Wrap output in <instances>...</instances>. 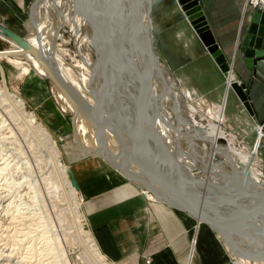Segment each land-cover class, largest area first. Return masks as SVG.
<instances>
[{
  "label": "bare ground",
  "instance_id": "obj_1",
  "mask_svg": "<svg viewBox=\"0 0 264 264\" xmlns=\"http://www.w3.org/2000/svg\"><path fill=\"white\" fill-rule=\"evenodd\" d=\"M150 5L151 0H37L32 18L36 26L30 36L18 41L0 25V35L13 43L9 51L0 52L1 105L49 155L57 179L54 190L64 197L75 239L91 264L107 263L83 228L76 200L79 187L63 167L51 133L8 87L3 58L24 57L42 77L50 74L56 78L52 82L63 107L74 114L76 139L85 151L108 157L114 164L107 162L128 177L138 169L147 183L193 215L198 208L179 199L192 200L199 211L225 219V231L206 223L226 235L231 247L240 246L250 255L247 257L264 264V175L252 168L260 139L251 157H244L222 136L208 135V129L187 114L183 89L163 67L153 46ZM66 23L82 57L76 72L65 65L64 56L57 54V45L54 47ZM84 26L87 34L83 35ZM86 42L97 49L96 61L90 59V47L86 53ZM104 118L115 127L103 128L108 126L100 120ZM119 141L126 143L125 151ZM218 156L223 159L218 160ZM146 157L151 162L146 163ZM198 172L201 174L196 176ZM243 178L245 183L241 184Z\"/></svg>",
  "mask_w": 264,
  "mask_h": 264
},
{
  "label": "crops",
  "instance_id": "obj_2",
  "mask_svg": "<svg viewBox=\"0 0 264 264\" xmlns=\"http://www.w3.org/2000/svg\"><path fill=\"white\" fill-rule=\"evenodd\" d=\"M27 2L0 0V22L12 29L23 25ZM199 4L210 35L231 66L230 76L223 72L178 0H151L156 48L164 66L185 89L221 110L217 123H224L249 142L254 140V145L260 139L259 166L264 159V56L248 61L241 49L259 7L247 0H199ZM231 81L245 84L249 108ZM183 92L185 97L189 94ZM73 168L84 196L88 228L108 259L119 264H229L228 259L213 263L216 261L202 257L212 256L209 245L221 243L206 222L193 217L194 222L150 199L106 160L85 155L73 162ZM259 168L264 175V169ZM195 225L198 241L194 248ZM218 249L221 256L226 254L224 248Z\"/></svg>",
  "mask_w": 264,
  "mask_h": 264
},
{
  "label": "rangeland",
  "instance_id": "obj_3",
  "mask_svg": "<svg viewBox=\"0 0 264 264\" xmlns=\"http://www.w3.org/2000/svg\"><path fill=\"white\" fill-rule=\"evenodd\" d=\"M28 1L25 6L24 24L14 26L15 29L6 25L22 38L30 36V32H33L36 26L32 18L37 0ZM83 12L86 14L85 11ZM151 15L150 11V19ZM59 34L60 37L54 42V47L57 45L55 50L57 54L64 56L65 65L76 72L81 68L82 57L70 25L66 23ZM82 34H87L85 26L82 28ZM0 46L3 49H10L13 47V43L0 36ZM153 46L159 55L155 45L154 32ZM89 47V43L86 42L84 44L86 53H89ZM90 48L92 49L90 59L93 62L98 59L97 49L93 46ZM1 61L5 68L8 87L11 92L23 100L27 112L51 133L60 149V161L72 180L75 175L73 162L85 155H92L90 152L83 151L84 149L77 142L74 114L63 107L52 80L38 74L24 57H7ZM161 63L171 74L164 66L162 58ZM74 77L78 78L77 75ZM172 77L183 90L189 93L184 101L188 107L187 114L197 121L198 126L206 127L207 134L210 136H222L227 145L240 152L242 156L251 157L256 145H254L255 141L249 142L245 138L239 137L236 131L226 128L224 123L222 125L217 123L221 110H217L215 106L194 95L189 89H185L173 75ZM0 80L2 81L1 71ZM1 104L0 102V264H91L83 252L81 244L75 239L74 225L67 209L68 205H66L62 194L54 190L57 179L49 155L30 131L21 127L20 120ZM100 120L108 125L103 128L111 130L115 127L114 123L108 121L107 118ZM85 144L92 148L89 143ZM263 145L264 142H262V147ZM218 158V160L223 159L221 156ZM256 159L252 168L255 167L254 170L259 172V167L264 169V159L261 164L259 162V166ZM218 162L221 164L220 161ZM241 163L246 164V162ZM197 168L199 169V167ZM200 174L198 172L196 176ZM143 192L150 199L157 200L151 192L146 190ZM76 200L83 216V228L94 239L95 247L105 259L104 262L119 264L107 258L97 244L94 234L88 228L87 216L83 211L84 196L80 186L76 191ZM168 206L187 219L194 221L190 214L178 206L175 208ZM203 227L202 225L199 230H202ZM194 232L193 247L195 248L198 241V239L195 240L196 225ZM216 232L215 234L221 242L220 247L216 243L209 245L213 250L212 256L202 255L204 260L211 259L212 262L216 261L213 263H219L228 259L229 264H263L261 261L259 263V260L255 261L256 259L253 257H247L250 255L244 253L245 250L240 249V246L231 247L228 237L217 232L219 237ZM218 248H224L226 254L221 256ZM217 253L219 255H216Z\"/></svg>",
  "mask_w": 264,
  "mask_h": 264
},
{
  "label": "water",
  "instance_id": "obj_4",
  "mask_svg": "<svg viewBox=\"0 0 264 264\" xmlns=\"http://www.w3.org/2000/svg\"><path fill=\"white\" fill-rule=\"evenodd\" d=\"M178 1L181 5L182 9L185 11L189 21L194 26L197 33L201 36V38L205 42L206 46L208 47L209 51L212 53V55L215 57L216 61L220 65L223 72L229 77L230 71H231V66L227 62L226 56L223 53V51L219 48V45L217 43H215L214 38L210 35L211 32H210L208 23L206 21V18L202 13L201 5L199 4V0H178ZM138 21L139 20L136 21L137 25H138ZM0 25H1L3 30H5L6 32L13 35L15 37V39L19 41V39L21 38L19 35H17L14 31L9 29L2 22H0ZM27 35H28V33H27ZM0 36L4 37L3 35H0ZM241 49H242V51L245 52V55L247 56L248 61H251L256 57H263L264 56V5L259 7L257 9V11L255 12L253 22L251 23V25H250V27H249V29H248L245 37H244L243 45H242ZM1 51H9V50H7V49L6 50H0V52ZM8 54L11 56L14 55V54H10V52H8ZM5 56H8V55H5ZM47 77H49L51 80L57 81L53 75L48 74ZM230 85H231V87H233L237 91L241 100L249 108L247 95L243 91L244 88L246 87L245 84L239 83L238 81H231ZM77 142H78V140H77ZM119 142L121 145L123 144V141H119ZM78 144L80 145V142H78ZM124 144H126V143H124ZM124 144H123V150L125 151ZM80 147L83 149V147L81 145H80ZM91 154L95 155V156L96 155L100 156L111 164L113 163L108 157H105L103 154H99L98 151H95L94 153H91ZM125 157H126V160L128 162H131L130 157L127 154H125ZM146 160H147L146 163L151 162V159L149 160V157H146ZM114 166H116V165H114ZM116 168H119V167L116 166ZM121 169L123 171V167ZM135 171H136V174H131L132 177H130V176L128 177L125 174L126 177H128L135 184L139 185V187L141 189L151 191L159 201L166 203V205L168 204V205L172 206L173 208L178 206L174 201H171L169 197L161 194L160 191L155 186H152L149 183H147L144 180L142 174L140 173V171L138 169L135 168ZM244 172H243V176H245ZM72 180L74 182V185L76 187H79L76 179L73 178ZM244 181H245V179L243 178L241 184H244L245 183ZM179 201L182 203H187L188 204L187 206H189V207L192 206V207H197L199 209V205L192 200H187L185 198H181V199H179ZM183 209H185V208H183ZM198 209H196L197 213H195L194 215L192 214V212L189 211V209H187V212L189 214L193 215V217H195L196 219L205 221V222L213 225L214 227H216L220 231L226 230L227 227L224 224L225 219H222L221 217L215 216L213 214H209V213H206L203 211H199ZM185 211H186V209H185ZM261 242H264V238L261 239ZM256 244H258V243H256ZM253 246H256L255 243Z\"/></svg>",
  "mask_w": 264,
  "mask_h": 264
},
{
  "label": "built area",
  "instance_id": "obj_5",
  "mask_svg": "<svg viewBox=\"0 0 264 264\" xmlns=\"http://www.w3.org/2000/svg\"><path fill=\"white\" fill-rule=\"evenodd\" d=\"M247 3L254 7H261L264 5V0H247Z\"/></svg>",
  "mask_w": 264,
  "mask_h": 264
}]
</instances>
